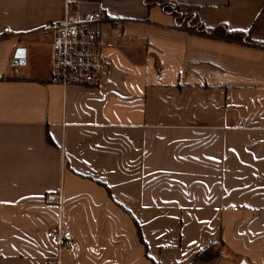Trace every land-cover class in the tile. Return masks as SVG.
Listing matches in <instances>:
<instances>
[{"label": "crops", "instance_id": "0c3cea01", "mask_svg": "<svg viewBox=\"0 0 264 264\" xmlns=\"http://www.w3.org/2000/svg\"><path fill=\"white\" fill-rule=\"evenodd\" d=\"M66 1L109 19L98 85L50 82ZM167 1L251 41L154 0H0V264H264V0Z\"/></svg>", "mask_w": 264, "mask_h": 264}, {"label": "built area", "instance_id": "2783aa9c", "mask_svg": "<svg viewBox=\"0 0 264 264\" xmlns=\"http://www.w3.org/2000/svg\"><path fill=\"white\" fill-rule=\"evenodd\" d=\"M66 1L62 18L46 23L42 31L50 35V82L62 86L98 85L105 76L107 61L102 53L100 25L109 21L104 13L80 17L69 9ZM58 236V252L72 249L77 242Z\"/></svg>", "mask_w": 264, "mask_h": 264}, {"label": "trees", "instance_id": "16d2710c", "mask_svg": "<svg viewBox=\"0 0 264 264\" xmlns=\"http://www.w3.org/2000/svg\"><path fill=\"white\" fill-rule=\"evenodd\" d=\"M154 3H158L165 12L170 13L174 18L175 25L180 29L197 33H207L214 36H220L227 39H236L243 42L251 41L249 35L246 32L228 31L224 25H219L213 29L205 28L194 12H183L180 9L181 6L174 2L167 0H154ZM219 31L223 32L219 33ZM200 256L201 258L206 259L210 256V254L208 252H203Z\"/></svg>", "mask_w": 264, "mask_h": 264}, {"label": "rangeland", "instance_id": "374dc122", "mask_svg": "<svg viewBox=\"0 0 264 264\" xmlns=\"http://www.w3.org/2000/svg\"><path fill=\"white\" fill-rule=\"evenodd\" d=\"M181 9V8H180ZM182 10V9H181ZM223 31H219V33H222Z\"/></svg>", "mask_w": 264, "mask_h": 264}]
</instances>
